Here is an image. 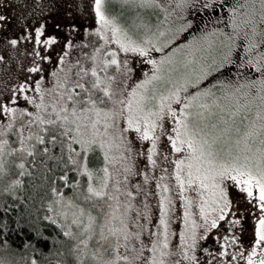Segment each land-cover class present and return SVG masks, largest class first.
<instances>
[{"label":"snow or ice","instance_id":"snow-or-ice-1","mask_svg":"<svg viewBox=\"0 0 264 264\" xmlns=\"http://www.w3.org/2000/svg\"><path fill=\"white\" fill-rule=\"evenodd\" d=\"M54 7L4 38L0 264H264V0Z\"/></svg>","mask_w":264,"mask_h":264},{"label":"rangeland","instance_id":"rangeland-1","mask_svg":"<svg viewBox=\"0 0 264 264\" xmlns=\"http://www.w3.org/2000/svg\"><path fill=\"white\" fill-rule=\"evenodd\" d=\"M50 2H54L55 7L46 14L52 17L53 21L58 20L63 23L67 19H72L78 25L74 33V40L77 43L86 38L84 30L95 27L94 13L91 9L92 0H4V2L0 4V15L6 16L7 19L0 21V54L5 56L4 61H0V83H14L16 76L23 71L20 65H27L30 60V58L22 55L26 47L23 41L17 46L20 51L16 56H13L4 42V38H11L20 34V29L17 26V18L21 14H31L30 18L33 19V22H36L39 17L36 16V11L38 10L35 8V5L41 3L42 9L44 4ZM200 15L203 14H197L198 18ZM49 31H55L52 28L51 22L49 24ZM196 31H198V29H190L188 33L184 34V37L187 38ZM57 34L63 38L66 32H58ZM56 47H59V45H56ZM17 60H19V63H17ZM245 228L248 230L244 236V242L247 245L252 238L251 219L246 221Z\"/></svg>","mask_w":264,"mask_h":264},{"label":"trees","instance_id":"trees-1","mask_svg":"<svg viewBox=\"0 0 264 264\" xmlns=\"http://www.w3.org/2000/svg\"><path fill=\"white\" fill-rule=\"evenodd\" d=\"M153 19H155V17H153Z\"/></svg>","mask_w":264,"mask_h":264}]
</instances>
